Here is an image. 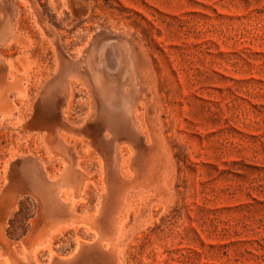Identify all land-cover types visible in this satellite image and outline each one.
<instances>
[{
  "label": "rangeland",
  "instance_id": "374dc122",
  "mask_svg": "<svg viewBox=\"0 0 264 264\" xmlns=\"http://www.w3.org/2000/svg\"><path fill=\"white\" fill-rule=\"evenodd\" d=\"M0 264H264V0H0Z\"/></svg>",
  "mask_w": 264,
  "mask_h": 264
}]
</instances>
